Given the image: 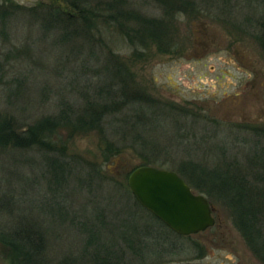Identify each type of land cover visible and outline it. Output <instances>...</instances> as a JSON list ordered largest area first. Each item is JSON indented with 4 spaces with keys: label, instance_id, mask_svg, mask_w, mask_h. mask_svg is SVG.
I'll use <instances>...</instances> for the list:
<instances>
[{
    "label": "rangeland",
    "instance_id": "rangeland-1",
    "mask_svg": "<svg viewBox=\"0 0 264 264\" xmlns=\"http://www.w3.org/2000/svg\"><path fill=\"white\" fill-rule=\"evenodd\" d=\"M12 1L26 6L38 1L65 6L58 0ZM190 1L200 2L199 10L187 4L177 10L173 3L166 8L164 2L157 0H125V8H135L150 20L163 22L169 52L160 50L149 38L146 45L138 46L141 52L134 56L135 48L122 36L119 39L117 32L113 33L116 44L112 46L124 57V64L132 73L130 81L137 90L160 102L183 105L193 111V115L188 114L187 123L192 129L187 135L186 151L182 149L186 147H180L184 145L175 142L181 117L169 109L159 112L151 119L150 128L146 127L152 143L144 150L151 158L149 165L171 169L167 168L169 164L161 167L166 159L172 167L184 166L192 173L189 162L199 159L212 166L223 158L225 148L231 160L242 157L239 140L232 139L233 143L225 145L230 129L238 130L233 125L264 126V50L258 39L264 21V0H219L218 4L215 0ZM30 20L16 16L7 34L0 32V111L14 113L21 129L36 119L56 114L67 103L78 106L97 98L103 84L101 69L113 65L80 63L78 57L63 56L61 53L65 52L52 47L38 23ZM150 28L163 36L161 27ZM15 46L24 48L23 62L7 60ZM132 113L128 109L111 115L105 123V135L99 130L59 129L63 139L69 140V155L89 162V168H100L99 185L97 181L89 187L86 180L80 184L75 175L69 186L53 191L46 161L38 151L0 152V197L9 199L12 209L9 214H0V226H12L24 217L42 225L48 242L46 264H62L66 258L70 264H89L84 252L88 228L94 226L102 230L91 252L100 250L102 244L112 246L121 255L124 251V264H142L140 257L127 248L125 238H131L137 246L140 234L147 235L151 228L155 235L154 229L161 223L141 205L134 207L135 213L129 211L135 199L129 176L146 159L116 129L119 120L125 117L126 121L125 115ZM194 114H203L207 119L200 117L201 121L195 124L191 122ZM247 133L238 131L235 136L242 140ZM203 135L207 142H196ZM108 138L117 143L123 139L120 154L107 156ZM202 172L201 177L207 182L218 175L216 171ZM206 196L213 206L214 226L189 237L170 235L162 243L160 253H145L144 264H264L236 225L231 210ZM52 214L60 217L53 220ZM158 249L151 240L149 250ZM6 253L0 243V264H9Z\"/></svg>",
    "mask_w": 264,
    "mask_h": 264
},
{
    "label": "trees",
    "instance_id": "trees-1",
    "mask_svg": "<svg viewBox=\"0 0 264 264\" xmlns=\"http://www.w3.org/2000/svg\"><path fill=\"white\" fill-rule=\"evenodd\" d=\"M58 1L64 2L65 6L41 1L33 6H26L12 0L0 1L1 34H7L14 17L30 18L33 24L38 23L42 34L51 40L52 47L65 52L61 53L63 56L78 57L80 63H113V65L106 69L102 67L101 70L104 72H101L100 78L103 84L97 91V98L90 99L85 104L76 106L67 103L56 114L36 119L22 129L19 128V119L14 113L0 111V152L38 151L46 161V171L50 176L49 186L53 191L69 186L75 175L80 184L86 180L89 187H92L97 181L99 185L102 183L98 179L102 177L100 168L97 166L94 169L89 168L88 166L91 165L89 162L69 155L66 145L69 140L63 139L59 129L68 127L75 132L99 130L105 135L107 133L105 123L110 116H117L118 113L128 109H132L134 113L125 115L128 117L126 121L125 117L119 120L120 125L116 132L124 133V141L127 139L130 141L132 148L138 150L141 156L146 159V165L152 163L151 158L144 152L145 147L152 143L151 135L147 134L146 127L150 126L151 119L163 109H169L181 117L182 123L177 126L175 142L184 145L178 146L186 147L182 148L186 151L189 146L187 135L192 129V126L187 123L190 119L188 114L193 115V111L183 105L160 102L158 99L144 94L141 90H137L130 81L132 73L129 67L124 64V57L112 46V44H116L113 33L117 32L119 39L122 36L124 41L135 48L134 56H138V53L141 52L138 46L146 45L149 38L157 43L160 50L169 52L170 42L166 41L163 22L158 19L150 20L135 8H125V0ZM157 1L164 2L166 8L173 3L177 10L185 4L192 5L199 10L198 3L200 4V2L196 4L190 0ZM215 2L218 4L219 0H215ZM150 25L161 27L163 36H158L155 30L150 28ZM261 30L262 33L258 39L264 50V21L261 23ZM23 52H25L24 48L15 46L9 52V56L7 55V60L16 63L23 62L21 55ZM0 63L3 62L0 60ZM200 117L207 119L203 114L201 116L194 114L191 122L194 121L196 124L195 121H201ZM236 126L238 130L230 129L231 132L227 136L225 145L233 143L232 139L239 140L240 146H242L239 152L242 157H234L235 159L231 160L232 156L227 155L225 148L222 152L223 158H218L212 166L203 164L204 162L202 163L199 159L189 162L192 163V173H189L184 166L172 167V164L166 159L160 165L166 167L165 164H169L167 168L179 173L193 189H197L200 191L199 193L208 195L226 205L234 215L236 225L242 231L251 248L264 261V126L256 124L233 125L235 129ZM149 130L151 131V129ZM179 130L182 131V134L179 132L178 135ZM238 131L248 133L240 140L238 136H235ZM206 138L203 135L202 139H197L196 142H207ZM124 141L122 139L117 143L108 138L106 140L107 156L120 154L122 150L120 146H124ZM223 146H220L221 150L224 149L225 146ZM150 151L152 152V150ZM202 171H207L209 174L216 171L218 175L215 179L212 178L210 182H207L205 178L201 177L204 175ZM4 199L0 197V214H9L12 210L8 205L10 200L6 199L5 201ZM137 204L141 205L135 198L129 211L135 213L134 207ZM150 213L156 217L152 212ZM60 215L63 217L62 211ZM128 215L132 217L134 214ZM58 216L52 214V219H57ZM160 223L161 226L154 229L155 235L151 228L147 235L140 234V244L137 246L131 238H125L127 248L140 257L142 264L146 261L145 253L152 255L160 253L162 243L170 239V235L184 236L176 233L163 221L160 220ZM93 228H88L87 248L84 252V258H88L89 264H124L123 250H121V255L118 253L119 250H113L112 246L108 247L102 244L101 249L104 248V250H95V252L92 250L91 252V247L96 248L95 242L102 230ZM45 234L44 227L28 217L20 219L9 227L0 226V243L7 250L9 264H46L48 242ZM189 236L191 235H187V237ZM151 240L159 246L156 252L149 250ZM68 259L66 258L62 264H70Z\"/></svg>",
    "mask_w": 264,
    "mask_h": 264
},
{
    "label": "water",
    "instance_id": "water-1",
    "mask_svg": "<svg viewBox=\"0 0 264 264\" xmlns=\"http://www.w3.org/2000/svg\"><path fill=\"white\" fill-rule=\"evenodd\" d=\"M138 202L180 235H193L214 226L213 206L176 171L140 165L129 176Z\"/></svg>",
    "mask_w": 264,
    "mask_h": 264
}]
</instances>
